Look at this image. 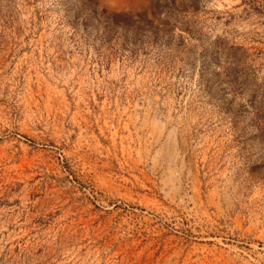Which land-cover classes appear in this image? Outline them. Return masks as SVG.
Masks as SVG:
<instances>
[{
	"label": "rangeland",
	"instance_id": "1",
	"mask_svg": "<svg viewBox=\"0 0 264 264\" xmlns=\"http://www.w3.org/2000/svg\"><path fill=\"white\" fill-rule=\"evenodd\" d=\"M0 264H264V0H0Z\"/></svg>",
	"mask_w": 264,
	"mask_h": 264
}]
</instances>
